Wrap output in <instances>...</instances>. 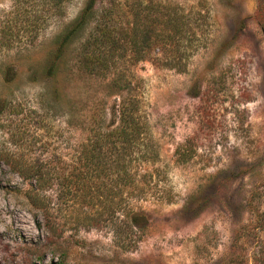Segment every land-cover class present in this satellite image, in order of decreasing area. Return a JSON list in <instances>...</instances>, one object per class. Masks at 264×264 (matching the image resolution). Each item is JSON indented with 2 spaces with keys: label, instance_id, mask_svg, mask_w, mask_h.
I'll use <instances>...</instances> for the list:
<instances>
[{
  "label": "rangeland",
  "instance_id": "1",
  "mask_svg": "<svg viewBox=\"0 0 264 264\" xmlns=\"http://www.w3.org/2000/svg\"><path fill=\"white\" fill-rule=\"evenodd\" d=\"M88 1L0 0V264H264V0Z\"/></svg>",
  "mask_w": 264,
  "mask_h": 264
},
{
  "label": "trees",
  "instance_id": "2",
  "mask_svg": "<svg viewBox=\"0 0 264 264\" xmlns=\"http://www.w3.org/2000/svg\"><path fill=\"white\" fill-rule=\"evenodd\" d=\"M91 1H88L87 4L84 6L82 9L81 14L77 17L78 21L76 22L77 25H81L82 22L84 21L83 19L85 18L87 12L91 6ZM76 18V19H77ZM68 34V33H67ZM66 34V35H67ZM66 37V36H65ZM128 105H122L120 109V119L122 117L121 121V127L112 129L107 132H98L94 134V137L92 138V147L90 148L91 154H101L103 153V145L107 146V143L113 144L112 147H115L117 141H123L126 144L130 145L131 142L134 141L135 134L138 136L141 129V125L138 124L135 126H132L130 123H134L135 120V109L130 108ZM139 120L136 121L138 123ZM142 128V127H141ZM132 136L134 137H131ZM108 147V146H107ZM108 150V148H107ZM93 152V153H92ZM93 157V155H91ZM96 157L99 158L98 155ZM0 160H3L4 162L10 164L12 168L22 177L24 180L34 178L35 181V187L34 189L27 190L26 192V197L28 198L29 202L32 204V206H35L37 208L42 207L45 208V203L42 201L41 205H39V202L42 198H40L39 195H42V197H46L44 190L50 184L51 180L53 177L59 176L56 171H51L49 168H46L45 163L40 162L38 164L35 163V161H29V163L25 162L20 159H13L8 156H2L0 154ZM120 160L119 158H114L113 159V164H116L115 167L118 168L120 165ZM100 164L96 163L95 166H98ZM128 183L133 185V176L129 174L128 179H126ZM135 216L132 217V221H135ZM98 220L96 219L95 223H97ZM38 224V221H37ZM38 226H40L38 224ZM50 264H60L56 262H52Z\"/></svg>",
  "mask_w": 264,
  "mask_h": 264
}]
</instances>
